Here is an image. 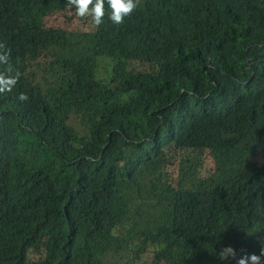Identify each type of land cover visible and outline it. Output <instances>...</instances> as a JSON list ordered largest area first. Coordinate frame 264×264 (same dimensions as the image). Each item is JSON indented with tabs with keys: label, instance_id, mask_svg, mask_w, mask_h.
Segmentation results:
<instances>
[{
	"label": "trees",
	"instance_id": "trees-1",
	"mask_svg": "<svg viewBox=\"0 0 264 264\" xmlns=\"http://www.w3.org/2000/svg\"><path fill=\"white\" fill-rule=\"evenodd\" d=\"M105 12L95 27L66 0H0L20 72L0 95V264L259 255L264 0H140L120 25ZM192 164L211 186L182 188Z\"/></svg>",
	"mask_w": 264,
	"mask_h": 264
},
{
	"label": "clouds",
	"instance_id": "clouds-1",
	"mask_svg": "<svg viewBox=\"0 0 264 264\" xmlns=\"http://www.w3.org/2000/svg\"><path fill=\"white\" fill-rule=\"evenodd\" d=\"M67 5L74 9V14L81 19L90 18L91 24L99 27L105 18V5L108 9V19L116 25L124 22L137 8L140 0H66ZM20 72L15 70L10 62V50L0 42V95L10 93L17 85ZM17 99L27 101L26 93H20ZM261 247L259 255L244 254L237 257L231 246L223 247L218 253L220 259L233 258L236 264H264V237L260 238Z\"/></svg>",
	"mask_w": 264,
	"mask_h": 264
},
{
	"label": "rangeland",
	"instance_id": "rangeland-1",
	"mask_svg": "<svg viewBox=\"0 0 264 264\" xmlns=\"http://www.w3.org/2000/svg\"><path fill=\"white\" fill-rule=\"evenodd\" d=\"M111 71H112V63L109 60H103L102 64H101V68L99 71L100 77L102 78H107L110 77L111 75ZM28 139L23 138L22 139V148L27 151L28 156L32 159V160H36L37 156H38V152L36 150V147L33 148L32 144H30L28 141ZM199 168L197 167L196 164H192L188 167L183 168V172H182V183H183V187L185 189H189V188H208L209 186H211V180H205L203 178L200 177V173H199ZM218 176V177H216ZM215 178L216 180H218L217 184L220 183L219 176L220 174L216 175ZM213 183V182H212ZM216 184V183H214ZM123 191H124V196L127 200L130 199H134L136 197V191L134 189V187L130 186L128 183H125L123 185ZM163 210V209H162ZM168 216H164L162 212L157 211V213H159L164 222H169L171 220V212L172 209H169L168 211ZM166 217V218H165ZM128 246V245H127ZM192 264V263H190Z\"/></svg>",
	"mask_w": 264,
	"mask_h": 264
}]
</instances>
